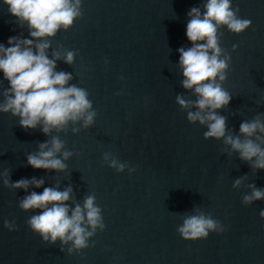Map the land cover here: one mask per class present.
<instances>
[{
    "label": "water",
    "instance_id": "water-1",
    "mask_svg": "<svg viewBox=\"0 0 264 264\" xmlns=\"http://www.w3.org/2000/svg\"><path fill=\"white\" fill-rule=\"evenodd\" d=\"M203 3L80 0L70 26L32 38L26 22L0 0V43L7 46L9 36L47 41L54 71L70 74L65 87L84 90L94 113L87 125L70 120L44 133L40 124L22 128L17 115L0 111V264H264V218L258 215L264 198L242 202L253 188L264 189V168L241 159L223 137L205 138L206 124L187 119L195 105L176 101L178 95L197 99L181 84L177 48L190 46L187 13L191 7L203 12ZM230 7L251 23L238 34L217 28L220 57L228 59L224 79L216 82L230 100L214 111L224 117L225 135L237 136L242 121L264 123V0H231ZM7 87L0 77V103ZM53 137L62 143L55 156L65 167L28 165L27 155L40 143L50 146ZM112 160L123 168L110 166ZM33 177L43 180L40 187L12 186ZM44 187L70 188L69 209L93 197L103 228L85 225L92 233L86 247L69 253L71 241L49 244L28 227L40 210H23L19 202ZM199 214L217 221L218 230L203 239L181 238L178 226Z\"/></svg>",
    "mask_w": 264,
    "mask_h": 264
},
{
    "label": "clouds",
    "instance_id": "clouds-1",
    "mask_svg": "<svg viewBox=\"0 0 264 264\" xmlns=\"http://www.w3.org/2000/svg\"><path fill=\"white\" fill-rule=\"evenodd\" d=\"M3 3L7 5L9 14L26 22L30 37L43 38L72 24L73 19L79 15L80 0H3ZM230 5L231 0H204L203 12L199 7L188 10L190 19L185 25L184 34L190 46L177 48L178 63L184 77L182 86L191 88L197 99L186 102L178 95L176 101L182 107L195 105L198 110L188 112L187 119L206 124L207 131L203 134L205 138L223 137L224 143L237 151L241 159L252 160L254 167L264 168V147H261L264 136L257 135L258 132L264 134V123L259 118L242 121L238 127L240 135H225L224 117L214 111L227 105L230 100L229 93L216 82L224 79L228 59L220 57L217 28L225 25L229 31L238 34L251 23L249 19L237 17ZM47 47V41L41 40L34 44L32 39H18L14 36L7 38V46L0 43V77L8 84L3 93L4 101L0 103V111H10L17 115L22 128H35L40 124L44 133L50 128H60L70 120L82 118L85 125L89 124L94 113L88 111L90 102L85 91L71 85L65 87L70 74L54 71V59H49L45 54ZM57 55L53 53L54 57ZM72 56V52H67L65 62L70 63ZM38 147V152L27 155L28 165L43 169L65 167L61 159L55 156L62 147L57 138L51 139L50 146L44 142ZM61 155L67 157L69 153L63 152ZM109 163L117 170L123 168L115 160ZM4 176V183L7 184L6 173ZM42 183V179L34 177L21 178L14 181L12 186L26 189L31 184L38 188ZM234 183L238 184L239 181ZM70 190L44 187L40 192H30L19 202L23 210H40L28 218V227L49 244L57 239L61 244L71 241L69 253L73 248L87 246V237L92 233L86 230L85 225L88 229L103 228L99 208L94 205L92 196L84 199L82 207L75 205L69 209L65 202L69 199ZM261 198H264V189L253 188L250 195L243 197L242 202L250 203ZM258 215L264 218V208L259 210ZM5 227L13 230L7 221ZM218 228L217 221L199 214L184 218L177 231L181 238L195 240L206 238L210 230ZM260 228L264 230V224Z\"/></svg>",
    "mask_w": 264,
    "mask_h": 264
}]
</instances>
